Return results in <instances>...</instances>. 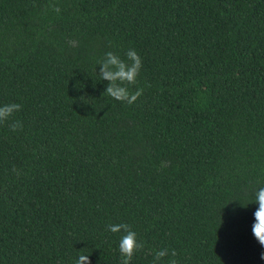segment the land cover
I'll return each mask as SVG.
<instances>
[{
    "label": "trees",
    "instance_id": "trees-1",
    "mask_svg": "<svg viewBox=\"0 0 264 264\" xmlns=\"http://www.w3.org/2000/svg\"><path fill=\"white\" fill-rule=\"evenodd\" d=\"M129 49L142 59L133 104L102 95L99 73L107 52L127 61ZM11 103L0 264H120L124 233L106 230L117 223L144 245L130 264L160 249L158 264H264L252 233L264 0H0V106Z\"/></svg>",
    "mask_w": 264,
    "mask_h": 264
},
{
    "label": "clouds",
    "instance_id": "clouds-1",
    "mask_svg": "<svg viewBox=\"0 0 264 264\" xmlns=\"http://www.w3.org/2000/svg\"><path fill=\"white\" fill-rule=\"evenodd\" d=\"M55 11L59 12L60 9L56 7ZM126 57L127 61L121 59L111 51L105 54L104 59L99 64V73L102 80L108 81L102 95L107 94L115 100L133 104L142 95L143 89L130 92L126 85L136 83L142 67V59L135 49H129L126 52ZM21 107L18 103L0 106V122L7 121ZM11 128L13 131L22 130L23 124L21 121H14L11 124ZM254 201L258 203V208L254 212L255 222L252 226V233L259 244L264 246V187L257 190ZM243 206L246 207L247 205ZM106 230L112 233H124L119 241V252L121 254L120 264H130L134 253L144 247L143 243L137 240V233L127 223L109 224L106 226ZM168 255V249L156 250L153 257V264H158L159 261ZM176 255V251L172 250L171 256L175 257ZM260 259L264 260V252L261 253ZM75 264H91L89 255L81 254L75 261ZM168 264H178V262L172 259Z\"/></svg>",
    "mask_w": 264,
    "mask_h": 264
}]
</instances>
